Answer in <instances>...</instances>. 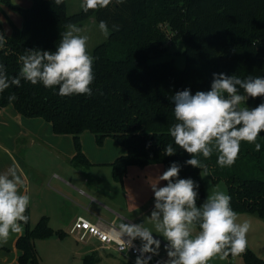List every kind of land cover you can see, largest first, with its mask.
Returning a JSON list of instances; mask_svg holds the SVG:
<instances>
[{
  "label": "trees",
  "instance_id": "obj_1",
  "mask_svg": "<svg viewBox=\"0 0 264 264\" xmlns=\"http://www.w3.org/2000/svg\"><path fill=\"white\" fill-rule=\"evenodd\" d=\"M31 1L29 8L22 9L11 0H0V8L6 6L23 19L21 28L13 26L11 35L5 32L11 54L0 51V62L10 77L19 73L18 57L25 49L55 51L69 23L83 27L94 18L98 23L106 21L110 29L118 25L119 30L111 31L108 40L92 52L88 50L95 57L91 96L62 97L58 87L49 89L21 80V86L0 94V111L13 106L24 118L51 124L54 134L71 136L76 150L71 164L77 169L93 166L83 152L85 132L94 135L99 146L107 139L117 141L127 150L110 164L117 182L123 181L132 166L162 165L165 171L178 162L180 178H192L199 184L197 205L202 204L207 195L201 170L184 164L191 157L175 145L168 132L176 122L171 97L184 89L193 94L210 90L213 73L241 79L264 77V0H125L122 4L113 0L106 8L73 14H69L68 0L59 5L55 0ZM0 30L5 31L1 23ZM169 31L173 40L183 42L186 64L182 69L173 60L154 61L168 53ZM12 93L18 99L9 103ZM261 100L250 98L241 106L253 108ZM257 143L260 151H255L254 144L241 142L238 158L230 167H219L216 153L208 160L199 158L209 166L208 176L214 184L227 185L234 211L264 218V132ZM168 144L176 149L172 156L165 155ZM24 226L26 232L16 243L21 251L19 264H41L36 242L65 237L50 226L48 217L34 227L29 219ZM239 255L245 264H264L248 247ZM102 262L97 251L82 260V264Z\"/></svg>",
  "mask_w": 264,
  "mask_h": 264
},
{
  "label": "clouds",
  "instance_id": "obj_2",
  "mask_svg": "<svg viewBox=\"0 0 264 264\" xmlns=\"http://www.w3.org/2000/svg\"><path fill=\"white\" fill-rule=\"evenodd\" d=\"M113 0H83L82 9L99 10L108 7ZM125 0H115L122 4ZM57 5L63 0H55ZM101 33L107 38L111 31L106 21L99 22ZM74 23L66 26L55 51L25 49L18 57L19 73L10 77L5 65L0 62V94L10 87L21 86V80L32 85L42 84L45 88H57L58 95L72 96L93 94L91 85L95 79L93 64L95 57L88 51L87 35ZM8 37L0 30V51L11 54L6 48ZM243 90V94H241ZM261 98L257 106L242 107L249 99ZM17 96H8L9 103ZM174 105L175 123L168 129L169 135L180 149L191 158L184 164L199 168L201 177L211 174L209 166L199 157L208 160L217 154L219 167H230L235 163L241 142L255 145L261 150L257 138L264 132V77L249 75L241 79L236 75L213 73L210 90L191 89L177 91L171 97ZM165 155L172 156L176 149L172 144L165 147ZM181 165L172 162L152 184L154 207L143 223H119L113 229L122 251L135 249L139 254L135 264H150L159 256L163 237L167 258L157 264H209L216 257L224 260L229 254L239 255L246 250L250 223L238 222L239 214L231 207V196L218 188L211 190L199 206V184L192 178H180ZM159 181H166L158 186ZM24 180L15 167L0 174V241L6 242L11 233L22 232L27 224L26 215L30 197L21 193ZM151 224L152 227L146 226ZM126 237V239H124ZM139 240L136 248L134 241Z\"/></svg>",
  "mask_w": 264,
  "mask_h": 264
},
{
  "label": "crops",
  "instance_id": "obj_3",
  "mask_svg": "<svg viewBox=\"0 0 264 264\" xmlns=\"http://www.w3.org/2000/svg\"><path fill=\"white\" fill-rule=\"evenodd\" d=\"M12 2L16 6L20 2L25 8L32 5L31 0ZM0 23L11 35L13 26L22 27L23 19L3 6ZM81 141L83 152L93 164L88 169L72 166L76 150L71 136L56 135L51 124L42 119L24 118L9 106L0 111V174L15 167L24 180L21 193L30 197L27 211L31 226L48 217L50 226L65 234L64 238L55 236L36 242L39 256L41 249L46 251L40 260L44 262L47 257L54 264H82L85 256L98 251L102 264H135V257L100 249L95 241L78 243L69 231L78 217L94 223L113 224L116 228L121 222L143 223L154 207L152 184L158 182L164 168L162 165L132 166L123 181L117 182L110 164L126 155L127 150L113 139H107L99 146L90 132H85ZM39 157L48 158V163ZM164 185L165 181H159L158 186ZM146 226L152 227L151 224ZM22 229L20 233H11L6 242L0 241V264H19L21 251L16 243L26 232L24 225ZM153 235L161 240L160 254L155 257L164 260L167 242L159 234L154 232ZM135 242L140 246L139 240ZM234 257L224 260L216 257L209 264H231Z\"/></svg>",
  "mask_w": 264,
  "mask_h": 264
},
{
  "label": "rangeland",
  "instance_id": "obj_4",
  "mask_svg": "<svg viewBox=\"0 0 264 264\" xmlns=\"http://www.w3.org/2000/svg\"><path fill=\"white\" fill-rule=\"evenodd\" d=\"M12 1V0H11ZM83 0H68V6H69V14L76 13L82 9ZM13 3V2H12ZM14 4V3H13ZM19 8L25 9L24 5H22L20 2L16 3ZM15 5V4H14ZM16 6V5H15ZM3 7V6H2ZM27 8V7H26ZM15 12V16L18 18L22 19L21 15ZM80 27V26H78ZM83 29L82 35H87L89 37L88 40V50L93 51L95 47L98 45H101L102 43L106 42L109 38L104 37V35L101 33L99 29V23L96 22V20L93 18L89 20L83 27H80ZM166 28V27H165ZM169 35V42L166 44L167 47H169L168 53L163 55V57L159 59H155V62H166V61H175L177 67L179 68H184L186 61L184 57V45L182 40H173V35L170 31L168 33ZM23 156V155H22ZM40 160H44L43 157H39ZM48 158H45L44 162L47 164L48 163ZM50 161V160H49ZM205 180V190H206V195L213 190V189H219L221 191H225L228 194V189L227 185L224 182H221L219 184H214L209 176L203 177ZM244 221H248L251 225L249 232L247 233L246 239H247V244L246 246L254 251L260 258L264 260V219H261L256 216L252 215H239L238 222L242 223ZM69 241L71 240L68 238ZM73 240V239H72ZM74 242V241H72ZM75 244V243H74ZM40 256L45 254V250L41 249L40 250ZM98 252V251H97ZM106 254V253H105ZM41 259V258H40ZM231 262V264H245L244 259L241 255H236ZM41 264H54L53 260L50 258L45 257L44 262L43 260L40 261ZM122 262V261H120ZM129 263V262H128Z\"/></svg>",
  "mask_w": 264,
  "mask_h": 264
},
{
  "label": "built area",
  "instance_id": "obj_5",
  "mask_svg": "<svg viewBox=\"0 0 264 264\" xmlns=\"http://www.w3.org/2000/svg\"><path fill=\"white\" fill-rule=\"evenodd\" d=\"M261 102L262 100L259 103ZM114 228L116 227L113 224L106 225L102 222L94 223L83 217H78L74 221L69 234L78 243H89L91 241H95L99 244L100 249L112 251L119 255L129 254L136 258L139 253L135 251V249H129L128 251L121 250V245L119 243L118 237L113 232ZM124 239H126V237ZM134 244L136 248H139V245L135 241ZM158 260L160 259L154 256L150 261V264H157Z\"/></svg>",
  "mask_w": 264,
  "mask_h": 264
},
{
  "label": "water",
  "instance_id": "obj_6",
  "mask_svg": "<svg viewBox=\"0 0 264 264\" xmlns=\"http://www.w3.org/2000/svg\"><path fill=\"white\" fill-rule=\"evenodd\" d=\"M247 247V246H246Z\"/></svg>",
  "mask_w": 264,
  "mask_h": 264
}]
</instances>
